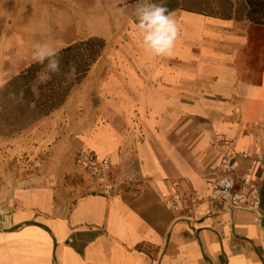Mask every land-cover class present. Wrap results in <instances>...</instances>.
I'll return each instance as SVG.
<instances>
[{"label": "crops", "instance_id": "obj_1", "mask_svg": "<svg viewBox=\"0 0 264 264\" xmlns=\"http://www.w3.org/2000/svg\"><path fill=\"white\" fill-rule=\"evenodd\" d=\"M162 5L179 27L172 55L132 31L106 69L105 122L73 130L83 163H110L90 190L67 202L0 173V264H264V25L245 0ZM100 22L92 34L113 24ZM225 147L253 154L236 181L258 186V211L209 198Z\"/></svg>", "mask_w": 264, "mask_h": 264}, {"label": "rangeland", "instance_id": "obj_2", "mask_svg": "<svg viewBox=\"0 0 264 264\" xmlns=\"http://www.w3.org/2000/svg\"><path fill=\"white\" fill-rule=\"evenodd\" d=\"M217 1V0H213ZM138 0H0V173L10 177L28 178L32 184L45 183L53 187L59 198L72 202L90 190L95 176L86 169L81 148H77L73 130L96 128L104 123L96 112L102 109L105 92L101 88L112 54L123 47L127 36L135 31L134 10ZM168 4L170 0H151ZM210 12L217 8L204 7ZM113 21L105 33L102 19ZM88 37L103 40L99 55L80 82L68 91L63 102L46 115L23 94L19 96L21 80L13 78L31 63L33 46L51 40L59 50ZM47 79L39 75L33 82ZM16 85V86H15ZM51 115L49 120L46 116Z\"/></svg>", "mask_w": 264, "mask_h": 264}, {"label": "trees", "instance_id": "obj_3", "mask_svg": "<svg viewBox=\"0 0 264 264\" xmlns=\"http://www.w3.org/2000/svg\"><path fill=\"white\" fill-rule=\"evenodd\" d=\"M245 1L247 19L254 24L264 25V0ZM102 45V39L88 37L85 40L74 42L59 49L61 59L60 73L51 74V78L45 79L43 83L38 82L35 91L33 90V82L38 79L39 75L43 74L42 69L44 65L36 62L31 63L13 78L14 80L19 79L22 81L20 87L18 86L19 93L23 91L24 96L29 99V104L41 109L46 115L63 102L69 89L75 83L80 82L89 67L95 62ZM72 63L76 65L77 76L70 83L66 84L65 74Z\"/></svg>", "mask_w": 264, "mask_h": 264}, {"label": "clouds", "instance_id": "obj_4", "mask_svg": "<svg viewBox=\"0 0 264 264\" xmlns=\"http://www.w3.org/2000/svg\"><path fill=\"white\" fill-rule=\"evenodd\" d=\"M134 16L135 31L143 50L154 57L171 56L179 36V27L174 14L162 4L152 3L151 0H138ZM31 55L34 62L44 65L42 72L46 78L50 79L51 74L60 73L59 50L50 39L36 43ZM76 76V65L72 63L65 74V83H70ZM3 86V83H0V88ZM10 95L14 100L23 102V91L19 93L18 97L16 93Z\"/></svg>", "mask_w": 264, "mask_h": 264}, {"label": "built area", "instance_id": "obj_5", "mask_svg": "<svg viewBox=\"0 0 264 264\" xmlns=\"http://www.w3.org/2000/svg\"><path fill=\"white\" fill-rule=\"evenodd\" d=\"M253 154L249 151L237 154L230 152L225 147L221 154V162L224 167L223 173L218 177L212 188L209 198L212 201L228 202L232 207L244 208L258 211L261 205V196L258 186L251 184L249 179L241 183L236 181V159L241 157L249 159ZM257 160L262 159V155L255 154ZM84 165L88 172L95 177H101L110 167L109 160L99 157L94 152H89L84 160Z\"/></svg>", "mask_w": 264, "mask_h": 264}]
</instances>
